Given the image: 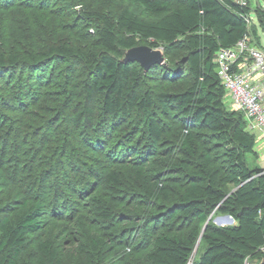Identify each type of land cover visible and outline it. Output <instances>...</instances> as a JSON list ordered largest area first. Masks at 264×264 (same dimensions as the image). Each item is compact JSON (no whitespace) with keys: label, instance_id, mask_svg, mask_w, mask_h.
I'll use <instances>...</instances> for the list:
<instances>
[{"label":"trees","instance_id":"trees-1","mask_svg":"<svg viewBox=\"0 0 264 264\" xmlns=\"http://www.w3.org/2000/svg\"><path fill=\"white\" fill-rule=\"evenodd\" d=\"M131 1L156 18H142L127 7L109 12L85 10L84 19L95 28L92 46L44 41L46 34L39 19L45 14L35 13L37 6L29 4L32 26L29 36L20 39L28 38L31 43H3L0 80L18 72L19 88L24 89L26 84H40L49 65L63 64L52 72L46 86L71 99L69 119L73 128L89 135L87 129L93 126L96 109L116 128L139 111L141 132L158 141L164 130L152 110L154 99L149 91H139V85L141 75L165 64L144 72L138 62L123 58L128 49L140 46L137 39L153 49L180 45L185 54L175 62L173 71H181L187 83L177 91L156 93L155 102L164 114L172 112L182 129V159L172 169L183 172V186L173 194L166 184H150L152 179L141 169L135 171L133 181L149 201L169 202L151 222L163 217L186 227L176 231L153 228L145 256L147 264H245L248 257L264 264V171L246 163V155L255 154L256 137L247 129L244 112L227 105L215 62L219 49L232 48L248 36L249 5L237 0ZM40 9H44L42 4ZM22 11L19 0H0V29L12 41L19 39L14 28ZM2 13H6L4 23ZM161 53L165 60L166 52ZM78 66L83 74L77 72ZM203 141L221 149L220 157L215 158L207 147L201 149ZM105 182L112 191L123 184L112 170L105 174ZM11 204L14 214L0 210V264H20L27 235L39 229L44 207L39 199L13 198ZM113 205L108 199H99L96 214L109 218ZM213 211L229 215L234 224L216 226L207 222L201 234V225ZM200 235L203 251L190 263ZM85 240L91 251L83 264H97L95 258L102 255L105 244L88 235ZM39 251L37 264H63L48 242L41 243Z\"/></svg>","mask_w":264,"mask_h":264},{"label":"rangeland","instance_id":"rangeland-1","mask_svg":"<svg viewBox=\"0 0 264 264\" xmlns=\"http://www.w3.org/2000/svg\"><path fill=\"white\" fill-rule=\"evenodd\" d=\"M239 1L250 7L247 44L264 49V0ZM19 2L25 10L15 23V36L19 39L12 41L0 29V48L7 42L31 43L28 38L20 39L29 36L32 26L29 12L32 14L33 10L28 8L29 4L37 6L35 13L45 14L39 19L46 34L44 41L73 42L83 46L93 45L95 31L93 23L83 17L85 10L109 12L127 7L142 18H156L146 14L139 4L131 0ZM41 4L44 7L42 10ZM2 14L4 23L6 13ZM137 44L147 45L139 39ZM157 49L166 52L165 65L141 75L139 91H149L154 99L152 110L164 130L158 141L148 139L141 132L142 114L139 111L116 128L104 121L100 109H96L93 126L87 129L89 135L73 128L69 119L71 99L46 86L52 72H57L63 64L58 67L56 64L49 65L40 84H26L24 89L19 88L18 72L14 76L6 74L0 80V210L5 212L3 214H14L13 198L39 199L44 205L39 229L27 235L20 264H37L41 258L39 246L43 242L50 244L63 264H83L86 253L91 251L85 235L105 244L102 255L95 258L97 264H147L145 256L150 248L153 228L157 231H176L186 227L182 222H168L163 217L151 222V218L169 202L149 201L142 188L133 181L135 171L141 169L145 177L152 179L150 184H166L173 194L181 190L184 181L183 172L172 169V165H177L182 159V129L172 112L164 114L161 111L155 102V95L177 91L185 86L187 78L180 75L181 71H173V65L185 51L180 45H173L167 50L161 45ZM77 72L83 74L82 67L78 66ZM23 77L26 79V74ZM226 103L233 108L228 99ZM132 137L129 141L128 138ZM255 137L257 148L259 142L257 135ZM205 147L215 158L220 157L221 149L203 141L201 149ZM246 163L252 169L261 168L264 171L259 151L247 154ZM111 170L122 178L123 184L117 191L110 190L105 182V174ZM99 199H108L114 204L107 219L96 214ZM225 216L213 211L208 215L207 222L216 226L233 225L234 221H228ZM203 248L200 235L190 263L199 257ZM259 261L248 257L245 264H259Z\"/></svg>","mask_w":264,"mask_h":264},{"label":"built area","instance_id":"built-area-1","mask_svg":"<svg viewBox=\"0 0 264 264\" xmlns=\"http://www.w3.org/2000/svg\"><path fill=\"white\" fill-rule=\"evenodd\" d=\"M215 62L229 104L244 112L248 130L264 138V50L243 39L232 48L219 49Z\"/></svg>","mask_w":264,"mask_h":264},{"label":"water","instance_id":"water-1","mask_svg":"<svg viewBox=\"0 0 264 264\" xmlns=\"http://www.w3.org/2000/svg\"><path fill=\"white\" fill-rule=\"evenodd\" d=\"M123 61H136L141 66L144 72L149 70L151 67L164 62V57L160 50L153 49L146 45L135 46L128 49L125 54ZM228 221H233L229 216H225ZM207 221L205 222L203 229L205 228Z\"/></svg>","mask_w":264,"mask_h":264},{"label":"crops","instance_id":"crops-1","mask_svg":"<svg viewBox=\"0 0 264 264\" xmlns=\"http://www.w3.org/2000/svg\"><path fill=\"white\" fill-rule=\"evenodd\" d=\"M255 135H257V142H259L257 148H255V151H259L260 158L264 162V138L260 133H255Z\"/></svg>","mask_w":264,"mask_h":264}]
</instances>
